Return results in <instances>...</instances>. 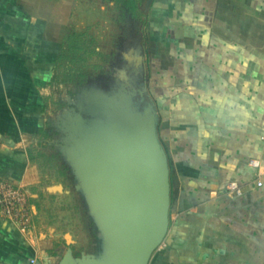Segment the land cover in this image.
<instances>
[{
  "label": "crops",
  "instance_id": "crops-1",
  "mask_svg": "<svg viewBox=\"0 0 264 264\" xmlns=\"http://www.w3.org/2000/svg\"><path fill=\"white\" fill-rule=\"evenodd\" d=\"M128 1L151 6L148 26L163 34L167 62L153 100L169 224L148 264H264V0ZM82 2L0 0V178L30 190L33 224L22 230L0 214V264H58L88 242L59 206L70 191L42 176L32 152ZM231 183L243 193L230 194Z\"/></svg>",
  "mask_w": 264,
  "mask_h": 264
},
{
  "label": "water",
  "instance_id": "water-1",
  "mask_svg": "<svg viewBox=\"0 0 264 264\" xmlns=\"http://www.w3.org/2000/svg\"><path fill=\"white\" fill-rule=\"evenodd\" d=\"M154 101L134 80L89 92L69 130L70 164L101 232V255L58 264H148L169 224L171 181Z\"/></svg>",
  "mask_w": 264,
  "mask_h": 264
},
{
  "label": "rangeland",
  "instance_id": "rangeland-1",
  "mask_svg": "<svg viewBox=\"0 0 264 264\" xmlns=\"http://www.w3.org/2000/svg\"><path fill=\"white\" fill-rule=\"evenodd\" d=\"M88 1L82 2L76 25L66 35L61 56L53 69L52 115L46 120L40 141L32 152L42 176L64 183L70 191V197H64L59 206L68 212L64 217L69 219L63 217V221L74 222L75 234L88 240L84 251L78 255L98 256L104 249L98 237L101 232L84 192L76 189L80 181L69 161L70 127L89 92H112L134 80L153 100V93L163 87V68L160 67V71L158 66L167 62L164 61L165 51L158 45L163 34L148 26L151 6L141 2L135 6L134 14L128 0ZM155 49L159 57L153 56ZM154 105L156 108L155 102ZM90 243L95 244L93 248Z\"/></svg>",
  "mask_w": 264,
  "mask_h": 264
},
{
  "label": "built area",
  "instance_id": "built-area-1",
  "mask_svg": "<svg viewBox=\"0 0 264 264\" xmlns=\"http://www.w3.org/2000/svg\"><path fill=\"white\" fill-rule=\"evenodd\" d=\"M251 164L255 167L259 166L256 161H251ZM256 185H262L259 178L256 180ZM227 191L234 196L243 193L242 186L236 183L229 184ZM30 194V190L24 185L0 178V214L3 218L18 224L22 230L26 231L33 225L29 204Z\"/></svg>",
  "mask_w": 264,
  "mask_h": 264
},
{
  "label": "trees",
  "instance_id": "trees-1",
  "mask_svg": "<svg viewBox=\"0 0 264 264\" xmlns=\"http://www.w3.org/2000/svg\"><path fill=\"white\" fill-rule=\"evenodd\" d=\"M135 8V6L134 5H132V9H134ZM158 134H159V132H158ZM159 138H160V141H161V143H162V145H163V142H162V140H161V137H160V135H159ZM164 147V146H163ZM164 149H165V147H164ZM165 151H166V153H167V150L165 149ZM172 193H174V187H172Z\"/></svg>",
  "mask_w": 264,
  "mask_h": 264
}]
</instances>
